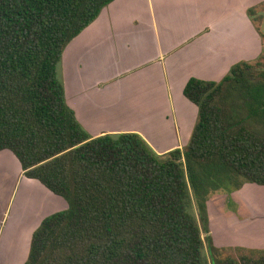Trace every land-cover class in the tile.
<instances>
[{
	"label": "trees",
	"instance_id": "1",
	"mask_svg": "<svg viewBox=\"0 0 264 264\" xmlns=\"http://www.w3.org/2000/svg\"><path fill=\"white\" fill-rule=\"evenodd\" d=\"M114 1L0 0V152L69 206L43 220L25 264H264V250L215 247L207 211L222 188L264 187V55L187 82L198 118L182 149L92 137L59 65Z\"/></svg>",
	"mask_w": 264,
	"mask_h": 264
},
{
	"label": "crops",
	"instance_id": "2",
	"mask_svg": "<svg viewBox=\"0 0 264 264\" xmlns=\"http://www.w3.org/2000/svg\"><path fill=\"white\" fill-rule=\"evenodd\" d=\"M204 1L116 0L69 44L66 99L92 137L138 133L160 155L188 145L198 108L184 96L187 82L220 81L233 65L262 51L260 35L246 11L236 9L237 0ZM130 81H143L142 92ZM12 183L15 190L6 200ZM254 185L236 191L251 216L217 213L221 229L212 227L208 201L215 247L264 250V187ZM68 207L28 179L11 151L0 152V264H25L43 220Z\"/></svg>",
	"mask_w": 264,
	"mask_h": 264
},
{
	"label": "rangeland",
	"instance_id": "3",
	"mask_svg": "<svg viewBox=\"0 0 264 264\" xmlns=\"http://www.w3.org/2000/svg\"><path fill=\"white\" fill-rule=\"evenodd\" d=\"M208 1H210V0L204 1V4H207ZM221 1H226V0H221ZM231 1H233V0H231ZM244 1L242 2L241 0H237L236 1V9H238L239 11H243V12L246 11V14H247L248 9L258 7V9L256 10V12L253 14V16L251 18L247 15L249 17V19L252 21L254 28L256 29L258 34L260 35L261 42H262L261 54L258 56V58L251 60V61H248V62H256L259 59V57L261 58L264 55V0H244ZM67 49H68V47L64 51L62 61L59 65V76L63 81L65 78L68 79V70L64 68L65 67L64 66V57H65V53H66ZM130 82L132 83V86L134 88L133 90H139V93L142 92V89L144 87L143 81H141V83L138 85H137L138 81L136 83H133V81H130ZM65 90H66V86H65ZM129 97H133V96H129ZM132 100H130V101H132ZM249 185H254V184H249ZM254 186H257V185H254ZM14 190H15V184L14 183H12V185H10V186L7 185L6 190H5L6 200L11 199ZM260 200H263V199H260ZM208 201H209V210L213 211V223H212L213 228H216V229L220 228L221 229V227L219 225L221 218L217 213H219L223 216H226L228 218L229 217H235V218H238V220L246 219V218L248 219L249 216H251L250 213L252 212V209H251L250 205L247 203V201L244 198L239 196L235 190H233V189L231 190V188L230 189L222 188L221 191H218V192L211 194ZM251 204L254 208L260 206V204L257 201H253ZM209 210H208V205H207V211L209 213L208 216L211 215ZM210 219H211V217H210ZM218 232L220 235L222 234V232L220 230H218ZM208 256H209V251H208ZM209 258H210V256H209Z\"/></svg>",
	"mask_w": 264,
	"mask_h": 264
}]
</instances>
